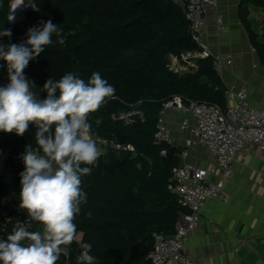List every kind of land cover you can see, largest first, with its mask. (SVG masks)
Returning <instances> with one entry per match:
<instances>
[{
  "label": "trees",
  "instance_id": "obj_1",
  "mask_svg": "<svg viewBox=\"0 0 264 264\" xmlns=\"http://www.w3.org/2000/svg\"><path fill=\"white\" fill-rule=\"evenodd\" d=\"M37 10L25 19H9L11 0H0V29L12 31L4 44L20 43L40 21L52 20L62 29L63 43L53 35L47 46L25 69L27 78L43 88L51 77L67 72L87 80L99 72L115 88V97L89 115L94 135L132 144L135 153L109 148L99 157L90 175L82 177L87 202L75 223L80 240L68 247L57 264H77V257L90 244L91 264H149L155 247L154 232L172 235L180 212L185 209L170 189L179 153L168 164L171 145L154 143L158 117L164 103L179 95L185 103L204 102L226 108L227 86L212 57L197 60L198 68L183 74L170 69L171 55L182 58L199 46L192 40L182 5L174 0H32ZM264 9V0H241L239 17L251 45L264 66V25L260 34L253 27L249 8ZM6 65L0 61V85L6 84ZM40 98L47 93L38 91ZM138 110L144 114L132 126L112 118L114 113ZM35 127L23 136L0 132V195L18 199L21 185L12 157L26 145L37 147ZM141 165V166H139ZM151 165L150 172L146 169Z\"/></svg>",
  "mask_w": 264,
  "mask_h": 264
},
{
  "label": "clouds",
  "instance_id": "obj_2",
  "mask_svg": "<svg viewBox=\"0 0 264 264\" xmlns=\"http://www.w3.org/2000/svg\"><path fill=\"white\" fill-rule=\"evenodd\" d=\"M12 17L11 20H13ZM10 20V21H11ZM26 32L20 43L0 41V61L6 65L7 83L0 85V132L23 136L35 127L37 147L26 145L21 155V209L39 229L17 221L6 239H0V264H57L64 246L76 237L77 215L87 202L82 177L97 166L102 151L91 136L89 115L115 97V88L99 72L87 80L67 72L58 80L51 77L40 90L25 75L29 62L53 43H63L58 24L40 21ZM12 31L0 29V37L11 39ZM90 244H82L77 264H91Z\"/></svg>",
  "mask_w": 264,
  "mask_h": 264
},
{
  "label": "built area",
  "instance_id": "obj_3",
  "mask_svg": "<svg viewBox=\"0 0 264 264\" xmlns=\"http://www.w3.org/2000/svg\"><path fill=\"white\" fill-rule=\"evenodd\" d=\"M174 1L183 6L192 40L199 46V49L184 53L181 59L171 55L169 57L170 69L183 74L198 67V59L212 57L215 68L224 81L226 66L223 64L222 55L211 53L208 45L202 39L208 7H217L220 0ZM216 25L219 34L224 32L226 29L224 13H217ZM251 50L256 53V48L252 45ZM231 56L229 54L228 64L232 63ZM226 86V108L204 102L185 103L181 96L176 95L164 103L159 114L157 130L154 135L155 144L174 146L171 129L166 120L170 109L183 114L181 129L189 132L191 137L180 149L179 164L173 168L170 185L172 193L177 196L185 211L180 212L175 232L172 235L153 233L155 247L148 256L149 264H174L176 261L182 264H196L189 257L187 246L191 232L200 223L204 208L209 201L214 199L229 201L231 194L226 190V185L234 177L236 162L239 159L245 160L253 146H257L264 152V107L257 108L252 105L247 87L237 89L234 85L226 84ZM112 118L126 126H132L136 123L137 118L143 119L144 114L138 110H130L114 113ZM91 136L106 151L112 148L118 152L135 153V147L132 144L120 143L116 138L106 139L94 135L92 132ZM194 144L205 147L212 155L213 161L201 166L191 163L188 158L190 148ZM24 152L25 150L12 157L16 176L20 179V173L24 171L25 167L21 159ZM13 194L0 195V239H6L17 221L31 225L30 231L40 227L38 223L32 221L26 210L19 207L20 198L14 199ZM81 238L78 234L75 240ZM69 246L70 244L64 246L62 254H68Z\"/></svg>",
  "mask_w": 264,
  "mask_h": 264
},
{
  "label": "crops",
  "instance_id": "obj_4",
  "mask_svg": "<svg viewBox=\"0 0 264 264\" xmlns=\"http://www.w3.org/2000/svg\"><path fill=\"white\" fill-rule=\"evenodd\" d=\"M240 5L241 0H220L217 7L209 6L202 39L211 53L222 55L225 83L237 89L247 87L252 105L261 108L264 66L257 52L251 50L248 32L239 17ZM249 10L253 27L261 34L264 9L252 6ZM218 12L224 13L226 23L220 34L216 25ZM182 118L183 114L174 109L166 115L177 150L191 137L181 129ZM188 160L201 166L212 162L213 157L205 147L194 144ZM226 190L231 194L229 201L214 199L204 208L199 225L190 235L189 257L196 264H264V152L257 146L245 160L236 162L234 177Z\"/></svg>",
  "mask_w": 264,
  "mask_h": 264
},
{
  "label": "water",
  "instance_id": "obj_5",
  "mask_svg": "<svg viewBox=\"0 0 264 264\" xmlns=\"http://www.w3.org/2000/svg\"><path fill=\"white\" fill-rule=\"evenodd\" d=\"M28 8H30L33 11L37 10V7H36L35 3L32 0H30L28 4H24V3L21 2L20 3V9L16 12L17 15H14V13L10 12L9 19L11 20L12 17H14V19L11 20V22L12 23H16V22L24 20L25 16H26V12L29 11V10H27ZM23 11H26V12L24 14H22ZM176 154H177V147L176 146H172L171 149H170L169 155H168V164L169 165L174 160ZM134 156H136V153L134 154ZM139 166H141V165H139ZM150 169H151V165H149L148 168L146 169L147 173L150 172Z\"/></svg>",
  "mask_w": 264,
  "mask_h": 264
},
{
  "label": "rangeland",
  "instance_id": "obj_6",
  "mask_svg": "<svg viewBox=\"0 0 264 264\" xmlns=\"http://www.w3.org/2000/svg\"><path fill=\"white\" fill-rule=\"evenodd\" d=\"M19 0H11V12L12 13H16L18 10H19V8H20V4H19V2H18ZM22 2L24 3V4H28L29 3V0H22ZM17 8V9H16ZM27 10H31L30 8H28ZM14 11V12H13ZM26 11H23L22 12V14H24ZM16 15H17V13H16ZM192 61V60H191ZM173 68H174V65H173ZM185 71H187L188 69H184ZM183 70V71H184ZM181 73V72H180ZM29 80H31V81H33L34 83H35V85H36V88L34 89V91H36V92H38V91H40L42 88H41V86L40 85H38L33 79H31V78H28ZM97 146L99 147V149L102 151V153L103 154H107V153H109V151H106V149L103 147V146H101V145H99V144H97Z\"/></svg>",
  "mask_w": 264,
  "mask_h": 264
},
{
  "label": "bare ground",
  "instance_id": "obj_7",
  "mask_svg": "<svg viewBox=\"0 0 264 264\" xmlns=\"http://www.w3.org/2000/svg\"><path fill=\"white\" fill-rule=\"evenodd\" d=\"M18 2H19V4H20V2H22V1L19 0ZM22 3H23V2H22ZM16 9H17V8H16ZM19 9H20V8H19ZM13 12H14V11H13ZM14 15H16V13H14Z\"/></svg>",
  "mask_w": 264,
  "mask_h": 264
}]
</instances>
